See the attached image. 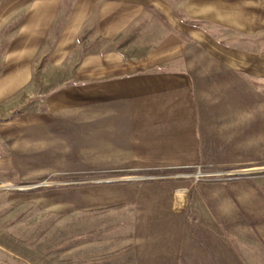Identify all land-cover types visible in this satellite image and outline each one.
I'll use <instances>...</instances> for the list:
<instances>
[{"label": "rangeland", "instance_id": "374dc122", "mask_svg": "<svg viewBox=\"0 0 264 264\" xmlns=\"http://www.w3.org/2000/svg\"><path fill=\"white\" fill-rule=\"evenodd\" d=\"M110 1L117 0H66L58 28L71 30L81 21L71 15L91 13L82 32L67 31L60 43L51 37V57L31 82L0 92V264L135 263L112 252L121 235L114 214L161 212L170 181L214 177L183 165L184 90L140 95L116 84L141 72L183 71L188 57H201L187 25L201 24L221 42L239 36L182 18L184 0H167L172 14L152 5L109 38L101 31ZM95 2L98 10L87 11ZM258 105L264 114L262 82Z\"/></svg>", "mask_w": 264, "mask_h": 264}, {"label": "crops", "instance_id": "0c3cea01", "mask_svg": "<svg viewBox=\"0 0 264 264\" xmlns=\"http://www.w3.org/2000/svg\"><path fill=\"white\" fill-rule=\"evenodd\" d=\"M152 5L167 15L175 9L167 0L107 2L109 24L101 33L123 34ZM92 7L97 11V2L86 10ZM66 9V0H0V92L27 86L51 57V37L60 43L69 31L76 38L92 17L71 15L81 21L60 31ZM181 9L182 18L232 29L241 42H221L201 24L187 25L203 47L201 57H188L183 71L141 72L116 85L140 95L184 90L185 114L178 121L185 125L177 130L185 139L183 165H202L214 177L170 181L161 212L114 214L121 219L114 233L120 229L121 235L112 252L131 254L132 264H264V114L258 112L264 0H184Z\"/></svg>", "mask_w": 264, "mask_h": 264}]
</instances>
